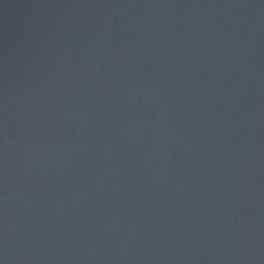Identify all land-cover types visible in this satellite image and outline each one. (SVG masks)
Instances as JSON below:
<instances>
[{"label": "water", "instance_id": "95a60500", "mask_svg": "<svg viewBox=\"0 0 264 264\" xmlns=\"http://www.w3.org/2000/svg\"><path fill=\"white\" fill-rule=\"evenodd\" d=\"M0 264H264V0H0Z\"/></svg>", "mask_w": 264, "mask_h": 264}]
</instances>
